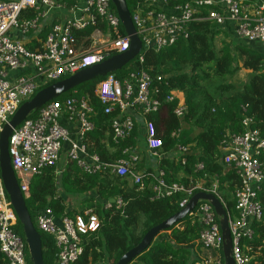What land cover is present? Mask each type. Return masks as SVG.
Segmentation results:
<instances>
[{"label": "built area", "instance_id": "built-area-1", "mask_svg": "<svg viewBox=\"0 0 264 264\" xmlns=\"http://www.w3.org/2000/svg\"><path fill=\"white\" fill-rule=\"evenodd\" d=\"M133 1L131 11L128 10L141 42V50L135 58L140 66L144 62V52L158 54L172 47L186 35L188 26L198 21L229 26L238 40L258 43L264 48L263 0H187L174 6L169 5L170 0ZM62 9L68 10V16L51 22L44 38L36 40L34 49L27 48L22 38L43 28L51 10ZM203 9L209 10L207 14H203ZM24 11L35 15L30 19L21 18ZM89 28V36L78 41L74 33ZM121 29L109 0H0V130L18 107L40 89L128 50L129 38ZM152 82L153 79L142 69L122 79H117L113 73L97 83L94 95L103 106L104 114H115L110 122L114 143L128 138L140 122L142 139L137 143H143L152 157L160 158L157 151L162 142L156 135L154 123L147 117L158 112L160 107V102L152 96ZM166 101L173 102V95ZM91 113V107L82 98H71L62 103L52 101L32 112V116L30 114L12 130L8 153L24 198L29 195L28 186L33 176L47 167L57 166L65 144H68L69 162H74L83 173L94 175L108 169L142 186L144 170H136L141 159L138 144L131 151L124 149L122 153L128 154V158L113 164H105L98 156L87 153L83 138L93 129ZM184 113L185 107L180 101L173 114L181 118ZM62 118L77 124L76 140L71 139L69 132L60 125ZM251 123L249 118H244L243 131L226 133L220 143L222 163L228 170H233L239 180L234 193V214L225 211L234 264L249 263L243 254V243L252 238V224L261 218L257 198L264 181L260 161L264 154V133L252 128ZM171 136L179 142V131ZM175 147L177 157L187 151L180 143ZM180 160L184 164L185 159ZM195 168L201 170L203 165L198 163ZM161 176V171L151 174L156 181L154 192L157 197L184 195L179 203L180 209L194 194L201 192L214 195L224 207L216 184L207 188L202 183L167 185ZM189 215L195 217L201 226L198 243L202 255H196L192 264H224L221 233L213 208L207 202H199ZM32 223L38 233L54 241L58 251L55 264L76 262L83 251L82 237L94 233L99 226L92 210H77L72 216L56 217L49 207L39 211ZM16 224L17 219L0 180V253L4 264H29L27 248L15 230Z\"/></svg>", "mask_w": 264, "mask_h": 264}, {"label": "trees", "instance_id": "trees-1", "mask_svg": "<svg viewBox=\"0 0 264 264\" xmlns=\"http://www.w3.org/2000/svg\"><path fill=\"white\" fill-rule=\"evenodd\" d=\"M186 1L170 0L169 5H182ZM134 2L126 1L130 11ZM208 11L202 10L203 14ZM34 15V12L24 11L21 18L30 19ZM41 31L40 37L44 38L47 29ZM90 32L91 28L74 35L80 41ZM27 48L33 50L34 45ZM142 55V66L135 59L114 73L117 79H122L142 69L153 79L152 96L160 102L159 111L147 116L154 123L156 135L162 142L157 151L160 158L149 155L144 146L142 157L136 164V170H144L142 186L108 169L87 175L74 162H68L61 170L56 165L47 167L29 182V195L24 199L32 222L34 216L47 207L56 217L72 216L77 210H92L97 216L98 229L82 237L83 251L73 264H116L121 256L140 243L151 228L180 210L179 203L184 195L157 197L154 192L156 181L151 174L157 171L162 172L161 177L167 185L202 183L207 188L216 184L225 211L234 214V193L239 180L234 171L222 163L220 143L226 133L243 131L244 118L251 120L252 128L264 133V48L260 44L238 40L229 26L221 27L205 20L192 22L186 35L172 47L158 54L148 51ZM241 69L249 71L247 79L238 86L232 84ZM103 79L84 83L54 101L62 103L67 99L82 98L89 104L93 129L84 136L83 144L89 155L98 156L105 164H113L128 158L123 150H133L137 140L142 139V131L138 122L128 138L118 143L111 140L110 122L115 114H104L103 106L94 95L95 86ZM171 95L174 101H166ZM180 101L185 113L177 118L173 110ZM177 131L180 132L179 142L171 136ZM177 143L187 149L183 156H176ZM146 157L154 158V161H147ZM182 158L185 159L184 164L181 163ZM260 161L264 172V154ZM198 163L203 165L201 170L195 168ZM69 196L78 202L77 210L66 209L65 201ZM257 199L261 218L252 224V238L243 243V254L248 258V264H264V181ZM15 230L23 238L18 221ZM200 230L198 220L187 215L177 225L158 235L129 264H192L196 256L194 252L200 249ZM40 235L44 264H55L58 251L54 241ZM26 257L30 264L27 251ZM4 262L0 253V264Z\"/></svg>", "mask_w": 264, "mask_h": 264}, {"label": "water", "instance_id": "water-1", "mask_svg": "<svg viewBox=\"0 0 264 264\" xmlns=\"http://www.w3.org/2000/svg\"><path fill=\"white\" fill-rule=\"evenodd\" d=\"M109 1L117 14L124 33L129 38L128 50L40 89L30 100L18 107L10 120L3 124L0 130V180L8 198V202L21 226L30 264H44L41 235L33 226L28 209L25 205V199L20 192L15 174L11 167L8 153V139L12 130L32 112L38 111L47 103L56 100L61 95L84 83L91 82L97 78H104L109 74L121 71L137 57L141 50V42L131 22L126 0ZM199 202H207L213 208L218 218L221 233L224 264H234L231 251V237L225 209L214 195L203 192L194 194L187 204L176 214L166 219L161 224L151 228L144 235L140 243L121 256L116 264H129L141 252L147 249L158 235L177 225L182 219L189 215Z\"/></svg>", "mask_w": 264, "mask_h": 264}, {"label": "crops", "instance_id": "crops-1", "mask_svg": "<svg viewBox=\"0 0 264 264\" xmlns=\"http://www.w3.org/2000/svg\"><path fill=\"white\" fill-rule=\"evenodd\" d=\"M68 10L67 9H62V10H51L49 13H48V18L43 22V28L35 31V32H32L31 34L27 35V36H24L22 39L24 41V43L27 44V46L29 45H35L36 43V40L37 39H41V30H45L47 29V27H49V24L53 21H60L62 20L64 17H67L68 16ZM14 35V34H13ZM16 36V35H15ZM17 37V36H16ZM246 70L244 69H241L239 74L240 73H245ZM238 74V73H237ZM236 74V75H237ZM249 74V73H248ZM247 74V75H248ZM235 75V76H236ZM234 76V77H235ZM239 76V75H238ZM246 80V78H245ZM244 80V81H245ZM239 83L236 84L234 82L231 81L232 84L234 85H240L242 82L238 81ZM60 125L62 127H64L68 132H69V135H70V138L73 139V140H76L77 139V124L75 122H69L67 121L66 119L62 118L60 120ZM141 131H142V127H141ZM140 145H142V143H138V152L140 150H142V147L140 148ZM67 152H68V144H65L63 146V150H62V153H61V156H60V159L58 161V164H57V168L58 169H63L65 167V165L69 162L68 160V156H67ZM141 158V156H139ZM196 255H202V252L201 250H196L194 252Z\"/></svg>", "mask_w": 264, "mask_h": 264}, {"label": "rangeland", "instance_id": "rangeland-1", "mask_svg": "<svg viewBox=\"0 0 264 264\" xmlns=\"http://www.w3.org/2000/svg\"><path fill=\"white\" fill-rule=\"evenodd\" d=\"M216 45L218 46V42L216 41ZM249 73V71H245V73L243 72V73H240V74H237L234 78H233V80H232V82H234V83H236V84H238L239 82L238 81H240V82H244V80H245V78L247 79V74ZM239 75V76H238ZM50 84H52V83H50ZM142 147V150H140L139 151V155L142 157V151L144 150V144L142 143V145H140V148ZM146 160L147 161H154V158H149V157H146ZM65 205H66V209L67 210H70V209H75V210H77V208H78V202L75 200V198H73V197H71V196H69L67 199H66V201H65Z\"/></svg>", "mask_w": 264, "mask_h": 264}]
</instances>
